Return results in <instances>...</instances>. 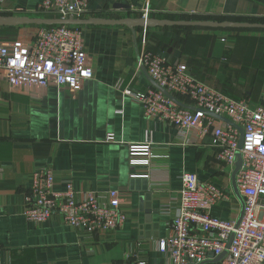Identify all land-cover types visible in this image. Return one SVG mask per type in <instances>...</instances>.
I'll return each instance as SVG.
<instances>
[{
	"label": "crops",
	"instance_id": "crops-1",
	"mask_svg": "<svg viewBox=\"0 0 264 264\" xmlns=\"http://www.w3.org/2000/svg\"><path fill=\"white\" fill-rule=\"evenodd\" d=\"M40 2L0 0V11L31 13ZM118 3L130 8H114ZM146 9L156 18L264 20V0H91L84 18L140 17ZM82 26L95 76L81 90L13 88L0 70V264H171L159 241L169 235L183 173H196L229 196L212 208L215 216L229 220L238 219L242 210L233 171L217 159L209 134L180 131L147 117L142 104L125 93L153 86L139 66L143 28L135 35L123 25ZM36 30V25L0 27L5 39H30ZM147 32L151 50L187 63L196 77L236 99L264 103L263 29L156 27ZM148 137L155 149L151 164L131 166L130 145ZM42 168L55 172L59 191L70 180L80 193L105 196L111 188L121 190L123 225L113 233L90 235L60 216L29 222L23 214L26 194L33 173Z\"/></svg>",
	"mask_w": 264,
	"mask_h": 264
},
{
	"label": "built area",
	"instance_id": "built-area-1",
	"mask_svg": "<svg viewBox=\"0 0 264 264\" xmlns=\"http://www.w3.org/2000/svg\"><path fill=\"white\" fill-rule=\"evenodd\" d=\"M91 0H41L35 12L55 18L82 19ZM144 10L142 16L150 17ZM50 14H53L50 16ZM30 39H5L0 31V70L13 88L56 85L79 91L95 70L85 48L82 25H36ZM147 28L143 30L139 66L151 79L174 95L189 101L185 107L152 86L146 90L125 89L141 103L147 117L175 125L180 131L200 129L211 136L217 159L230 172L242 154L243 164L237 184L244 199V214L237 219H222L212 213L213 206L229 196L211 182L201 181L196 173L185 172L172 212L169 235L159 241L171 264H203L225 255L216 264H264V103L251 105L196 77L185 62L173 61L151 50ZM212 114L230 119L218 120ZM243 145L240 148V140ZM108 139L113 140L110 134ZM150 137L143 144L129 147L133 167L149 166L154 156ZM148 174H133L132 177ZM123 193L111 188L105 196L78 192L72 180L63 191L56 189V175L50 168L33 173V184L26 194L24 216L42 224L57 216L84 233L116 232L127 215L121 209ZM233 238L231 239V235ZM1 246V243H0ZM144 264V263H141Z\"/></svg>",
	"mask_w": 264,
	"mask_h": 264
},
{
	"label": "water",
	"instance_id": "water-1",
	"mask_svg": "<svg viewBox=\"0 0 264 264\" xmlns=\"http://www.w3.org/2000/svg\"><path fill=\"white\" fill-rule=\"evenodd\" d=\"M114 8H126L124 5L115 4ZM44 13L40 12H31L26 14L21 13H5V11H0V27H18L23 25H59V24H72V25H123L130 28L133 33L136 35V29L138 28H156V27H195V28H211V29H263L264 30V22H251V21H237V20H218V19H170V18H156V17H123V18H103V17H91V18H82V19H74L70 17L68 19L63 18H53V17H45L39 16ZM194 16V15H192ZM197 16V15H196ZM150 81L153 86L164 92L168 97L176 101L178 104L189 107L188 105L183 104L180 100H178L174 95L169 93L166 89L158 85L153 79L150 77ZM218 120L223 121L225 123H231L230 119L227 117L212 114ZM243 145V139L241 137L239 147L241 148ZM237 161L235 164V168L231 174L232 186L236 196L240 199L242 203V210L240 216L237 219V226L242 220L244 214V199L241 195L237 184V173L241 169L243 164L242 154L240 152L237 153ZM231 235V239L229 244L233 238ZM226 252L219 255L218 257L206 261L207 262L217 263L219 262Z\"/></svg>",
	"mask_w": 264,
	"mask_h": 264
},
{
	"label": "trees",
	"instance_id": "trees-1",
	"mask_svg": "<svg viewBox=\"0 0 264 264\" xmlns=\"http://www.w3.org/2000/svg\"><path fill=\"white\" fill-rule=\"evenodd\" d=\"M5 13H8V12H5ZM183 18H186V19H189V18H192V19H218V20H225V19H230V20H237V21H247L245 19H242V18H237V17H224V16H219V17H207V16H186V15H183L182 16ZM251 21V20H250ZM251 22H264V20H252ZM186 28H195V27H186ZM177 97H180L181 99H183L181 96H178Z\"/></svg>",
	"mask_w": 264,
	"mask_h": 264
},
{
	"label": "rangeland",
	"instance_id": "rangeland-1",
	"mask_svg": "<svg viewBox=\"0 0 264 264\" xmlns=\"http://www.w3.org/2000/svg\"><path fill=\"white\" fill-rule=\"evenodd\" d=\"M173 18H174V17H173ZM176 28H177V27H176ZM16 37H17V36H8L7 39H8V38H10V39H14V38H16Z\"/></svg>",
	"mask_w": 264,
	"mask_h": 264
}]
</instances>
